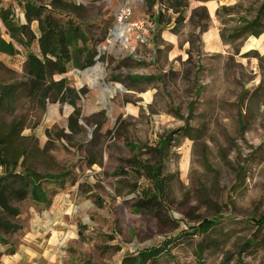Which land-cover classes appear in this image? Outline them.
<instances>
[{
    "label": "rangeland",
    "instance_id": "374dc122",
    "mask_svg": "<svg viewBox=\"0 0 264 264\" xmlns=\"http://www.w3.org/2000/svg\"><path fill=\"white\" fill-rule=\"evenodd\" d=\"M70 1L99 58L88 71L67 74L82 92L79 129L67 128L73 108L41 111L23 97L13 115L0 113L6 132L18 123L16 171L24 160V168L58 178L44 185L49 203L38 210L50 209L54 220L45 237L56 264H120L168 241L174 261L167 264H264L256 226L264 216V52L245 49L252 38L264 48V33L239 32L264 0H214L213 12L209 1H190L177 34L159 28L143 43L133 35L126 48L111 41L116 12L127 5L133 19L154 24L147 0ZM200 6L209 18L204 33L193 26L204 25V16L189 23ZM0 7L20 19L15 0ZM18 49L0 54V86L22 80L26 51ZM154 168L163 193L145 202ZM35 206L23 202L20 215L30 219ZM212 220L198 260L200 239L183 233Z\"/></svg>",
    "mask_w": 264,
    "mask_h": 264
},
{
    "label": "trees",
    "instance_id": "16d2710c",
    "mask_svg": "<svg viewBox=\"0 0 264 264\" xmlns=\"http://www.w3.org/2000/svg\"><path fill=\"white\" fill-rule=\"evenodd\" d=\"M17 11L23 16L21 23L10 7H0V22L4 34L0 33V54L8 57L19 55L18 48L26 51L23 64L22 80L0 86V113L13 115L20 98L33 103L39 110L44 111L49 104L69 105L74 111L67 120V128L76 132L80 115L77 104L81 91L70 87L66 79L57 77L65 75L70 68L82 71L95 64L97 55L96 43L87 35L83 24L75 15V6L70 0H15ZM190 1L206 3L214 0H147L149 8H156L152 14L156 29L165 30L177 34L185 22V13L189 9ZM204 16L206 23L193 24L200 33L207 30L209 20L206 8L196 7L191 11L189 23L192 25L195 18ZM264 15V3L260 6L256 16L251 21H245L239 32L247 36L258 38L264 33L262 17ZM202 19V18H201ZM36 26L33 29V26ZM102 39L107 37V31ZM35 45L37 52L29 48ZM100 62H103L101 58ZM18 128L15 120L6 132L0 118V244H7L6 239L21 231L18 223L20 204L31 201L34 204L49 203V191L44 185L58 180L51 175H40L24 168V160L19 165L20 171H16L19 160L23 156L13 146V135ZM149 180L152 188L143 192V196L149 202L163 193V182L160 179L157 168L151 170ZM144 206V205H143ZM140 208V207H139ZM139 208H137L139 210ZM144 208V207H143ZM253 221V220H252ZM217 221H204L201 225L192 229V233L184 232L183 236L191 240L195 235L200 242L194 247V254L201 259L205 250L203 240L214 232ZM259 231H263L262 241L264 246V216L256 221ZM189 236V237H188ZM185 239V240H187ZM168 241L164 244L145 248L136 254L125 256L120 264H167L173 262ZM12 253L10 248L6 251Z\"/></svg>",
    "mask_w": 264,
    "mask_h": 264
},
{
    "label": "crops",
    "instance_id": "0c3cea01",
    "mask_svg": "<svg viewBox=\"0 0 264 264\" xmlns=\"http://www.w3.org/2000/svg\"><path fill=\"white\" fill-rule=\"evenodd\" d=\"M19 20L21 23L24 22L23 16L21 14ZM32 28L35 29L36 26L34 25ZM157 30H159V28H155V30L152 32H155ZM146 39L148 41H153V38L150 37L149 39L148 37ZM133 44L134 46H136V43L133 42ZM134 46L132 47L134 48ZM35 52H37L36 48ZM89 69L90 68L79 71L74 68H70L65 75L57 77L56 79H66L68 81L70 80V78L67 76L69 72L80 73L88 71ZM70 87L72 86L70 85ZM127 90H131V87H129V89ZM55 105L59 109H72V107L69 105ZM40 208L41 205L35 206L33 208L34 210H31L32 212L30 211V219L25 218L21 215L20 219L24 218V222L21 223V231L18 234L7 238V244H0V264H56V259L51 255L48 248L49 240H47V238L45 237V235H47V233H49V231L51 230V227L54 224V220L50 216V209L47 211L39 212L38 210H41ZM51 209L55 211L60 209L57 201H54L51 204ZM10 248L13 250V252L7 253L6 251Z\"/></svg>",
    "mask_w": 264,
    "mask_h": 264
},
{
    "label": "built area",
    "instance_id": "2783aa9c",
    "mask_svg": "<svg viewBox=\"0 0 264 264\" xmlns=\"http://www.w3.org/2000/svg\"><path fill=\"white\" fill-rule=\"evenodd\" d=\"M4 3L12 2L13 0H0ZM156 28L155 23L150 24L148 20L132 17V10L129 6L123 5L116 12V24L112 36V42H119L123 47H127L129 40L134 37L143 43L147 36ZM121 30V31H120ZM120 31V33H119ZM112 45V44H111ZM133 50V49H130Z\"/></svg>",
    "mask_w": 264,
    "mask_h": 264
},
{
    "label": "bare ground",
    "instance_id": "6f19581e",
    "mask_svg": "<svg viewBox=\"0 0 264 264\" xmlns=\"http://www.w3.org/2000/svg\"><path fill=\"white\" fill-rule=\"evenodd\" d=\"M214 8H215V3L214 2L209 3V10L211 12H213ZM120 31H119V33H120ZM253 44H255V46L259 47L261 53L264 52V48L261 45V39L256 40V39L252 38V40L250 41L249 44H247V46L245 47V49H250Z\"/></svg>",
    "mask_w": 264,
    "mask_h": 264
}]
</instances>
